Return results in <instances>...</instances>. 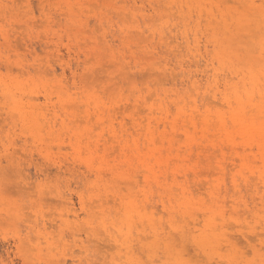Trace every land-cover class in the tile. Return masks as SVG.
Listing matches in <instances>:
<instances>
[{"label":"rangeland","instance_id":"374dc122","mask_svg":"<svg viewBox=\"0 0 264 264\" xmlns=\"http://www.w3.org/2000/svg\"><path fill=\"white\" fill-rule=\"evenodd\" d=\"M0 264H264V0H0Z\"/></svg>","mask_w":264,"mask_h":264}]
</instances>
